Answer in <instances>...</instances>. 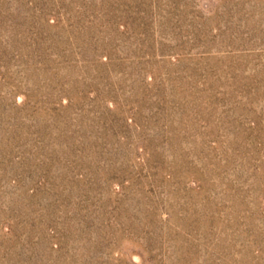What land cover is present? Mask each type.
<instances>
[{
  "label": "rangeland",
  "instance_id": "374dc122",
  "mask_svg": "<svg viewBox=\"0 0 264 264\" xmlns=\"http://www.w3.org/2000/svg\"><path fill=\"white\" fill-rule=\"evenodd\" d=\"M0 264H264V0H0Z\"/></svg>",
  "mask_w": 264,
  "mask_h": 264
}]
</instances>
